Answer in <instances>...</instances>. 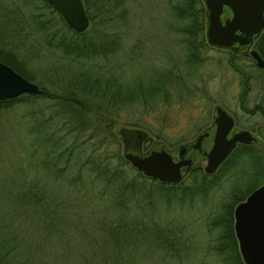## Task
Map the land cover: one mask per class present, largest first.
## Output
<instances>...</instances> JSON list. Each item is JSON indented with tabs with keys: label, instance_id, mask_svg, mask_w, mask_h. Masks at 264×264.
Here are the masks:
<instances>
[{
	"label": "trees",
	"instance_id": "16d2710c",
	"mask_svg": "<svg viewBox=\"0 0 264 264\" xmlns=\"http://www.w3.org/2000/svg\"><path fill=\"white\" fill-rule=\"evenodd\" d=\"M11 1L42 10L30 18L41 17L38 26L55 37L47 36L43 45L48 44L57 60L47 65L53 74L41 79L39 92L0 99V139L7 134V121H18L20 137L14 141L23 147L21 154L15 155V148L12 155L0 154V264H149L152 258L184 262L191 252L186 237L190 222H173L168 207L206 202L219 183L215 174L237 154L264 178V155L256 145H240L215 174L193 167L185 183L159 181L121 157L113 126L142 128L164 139L159 127L169 108L181 101L198 102L206 94L194 82L202 50L208 47L202 0L169 4L180 19L173 24L181 34L180 55L152 70L137 63L129 73L119 70L139 61L140 45L122 30L126 0H82L91 27L81 32L67 27L47 0ZM257 38L253 47L262 65L252 62L244 70L246 65L237 61L247 55L228 57V63H235L232 68L246 90L251 83L258 91V100L242 108L264 119V27ZM0 59L17 68L1 53ZM235 200L208 203V227H217L210 246L221 264H241L232 230Z\"/></svg>",
	"mask_w": 264,
	"mask_h": 264
},
{
	"label": "rangeland",
	"instance_id": "374dc122",
	"mask_svg": "<svg viewBox=\"0 0 264 264\" xmlns=\"http://www.w3.org/2000/svg\"><path fill=\"white\" fill-rule=\"evenodd\" d=\"M29 1L32 4L38 0ZM177 1L126 0L127 22L126 26L122 27V30L127 32L128 38L136 37L135 39L139 41V61L128 64L126 67L121 66L119 71L123 72L125 70V73H129L127 69L136 68L137 63L146 65V69L151 68L152 70L153 67L161 63L164 65V62L167 60L172 61L180 55L182 48L180 42L181 34L175 32L176 30L173 28L176 20L177 23H180V19L174 15L169 5L170 2L174 3ZM39 3L41 4V2ZM202 6L205 10L203 2ZM33 13H42V10L40 8H33V6H28L27 4H19L17 1L16 3H12L11 0H0V53L17 66L18 69L13 68L15 71L20 72L22 76L35 82L39 89H41V83H44V80L41 79L46 78L48 80V77L53 74L47 69L49 67L47 65L51 64L50 61L57 60L56 57L51 56L53 50L48 47V44L43 45L45 44L43 43V39L47 36L51 38L55 37L50 35L45 28L38 26L37 20L41 17L30 18ZM64 24L66 25L65 22ZM203 25L205 26V16ZM89 27L91 26L88 24L87 28ZM257 35L251 39V47L257 41ZM63 36H65L64 38H68L66 34ZM204 41H206L205 35ZM206 45L208 47H205L201 53L203 61H201L199 68L194 72V82L202 84L205 90H207L206 94L197 99L198 102L181 101L169 108V116L164 121L163 127L158 126L160 128L159 132L162 135L161 137L164 139L157 138L154 134H150L148 131L140 128L146 132V137L140 140L141 150L144 151L154 141H160V143L168 147H174L179 143L191 141L198 132L211 124V115L215 104L221 105L234 117L233 124H235V127L250 130L259 126L264 127V119L261 115H250L248 112L247 114L244 108H242L243 106L250 107L253 100H258L257 88L250 83L249 88L246 90V87L241 84V75L232 68L235 66V63H228L234 57L247 55V57H238L239 61H237L247 67L248 64L253 62L247 53L249 47L241 50H232L229 47H215L209 43H206ZM0 60L8 64L4 60ZM58 63L60 61H56L55 65L58 66ZM109 64L112 65V62ZM8 65L10 66V64ZM247 69L249 67L244 68V70ZM62 73L66 75L64 70ZM20 126L21 124L18 121H7V134L2 135L0 139V142L3 140L0 154L6 156L12 155L14 148L16 150L14 152L15 155L22 153L23 147H21L19 142L14 141V139L20 137L18 133ZM118 127L120 128L119 124L113 126V132L120 144V155L125 159L122 155V140L117 132ZM12 145L15 147H11ZM233 150L227 154L214 171L206 173L215 174ZM125 160L129 163L127 159ZM198 163L194 167H199L203 171L202 166L204 162L201 160ZM250 164L249 162L247 163L246 157L237 154L224 164L220 168L221 170L219 169V173L215 174L219 183L217 182L210 189L206 202L196 205L187 202H184L183 206L170 205L167 209V214L173 222L174 218L176 221L186 220L190 222L186 237L190 239L189 248L191 252L187 255L184 262L175 260L159 262L155 258H152V263L149 264H221L219 257L213 254L210 246L213 243L217 227L215 229L208 227L210 224V213H212V206L208 203L222 205L224 203L230 204L231 202L229 201L233 198L236 199L235 202L243 199L244 195L249 191L247 189L251 183L253 184L256 181L264 179L263 174L257 175L255 168ZM130 166L133 167L132 165ZM190 169H185L181 180L176 183L187 182ZM261 183H264V180ZM233 205L231 206V216ZM160 212L157 209V213L160 214ZM221 231L219 226L218 233ZM241 264H243L242 260Z\"/></svg>",
	"mask_w": 264,
	"mask_h": 264
},
{
	"label": "water",
	"instance_id": "95a60500",
	"mask_svg": "<svg viewBox=\"0 0 264 264\" xmlns=\"http://www.w3.org/2000/svg\"><path fill=\"white\" fill-rule=\"evenodd\" d=\"M47 1L72 30L81 32L88 26L81 0ZM203 1L204 35L207 43L213 46L241 49L248 46L264 27V0ZM248 52L257 66L262 65L263 58L255 48H250ZM39 91L35 82L0 60V99ZM211 122L214 126L212 132L208 126L191 141L179 143L170 150L160 141H154L143 152L140 140L146 132L140 128L120 127L117 132L123 143L122 155L142 174L176 183L181 180L183 170L203 157L205 163L202 169L210 173L237 142L247 144L256 138L248 129L235 127L231 114L219 104L213 106ZM257 131L262 137V140L257 138V143L264 152V127H257ZM199 147L203 148L202 151ZM232 217L233 233L243 264H264V183L257 185L234 205Z\"/></svg>",
	"mask_w": 264,
	"mask_h": 264
},
{
	"label": "flooded vegetation",
	"instance_id": "af4514ba",
	"mask_svg": "<svg viewBox=\"0 0 264 264\" xmlns=\"http://www.w3.org/2000/svg\"><path fill=\"white\" fill-rule=\"evenodd\" d=\"M249 47V49L251 48V45H249L248 46ZM244 48H247L246 46L245 47H243V49ZM233 117V116H232ZM233 119H234V117H233ZM235 125V124H234ZM210 126V132H212V130H213V124L212 125H209ZM208 127V126H207ZM238 128V127H237ZM256 138H254L250 143H247V144H244V143H236L235 144V146H234V148L233 149H240V145H251V147L253 146V145H256L257 146V148H258V150L264 155V152H263V150H262V148L259 146V144L257 143V138L259 139V140H262V137L259 135V133H258V131H257V128H251V130L250 129H248ZM256 139V140H255ZM198 146V145H197ZM191 147V146H190ZM169 150L170 149H172V147H170V148H168ZM199 149H200V151H202V147L200 148L199 147ZM142 151V150H141ZM202 157V156H201ZM204 157H203V159H202V161L204 162ZM200 161H201V159H200ZM199 162V161H198ZM198 162H195V163H193L191 166H189L188 168H193L194 166H197L199 163ZM187 168V169H188ZM183 172H184V170L182 171V174H183ZM248 193V192H247ZM246 193V194H247ZM245 194V195H246Z\"/></svg>",
	"mask_w": 264,
	"mask_h": 264
},
{
	"label": "bare ground",
	"instance_id": "6f19581e",
	"mask_svg": "<svg viewBox=\"0 0 264 264\" xmlns=\"http://www.w3.org/2000/svg\"><path fill=\"white\" fill-rule=\"evenodd\" d=\"M145 137H146V135H145Z\"/></svg>",
	"mask_w": 264,
	"mask_h": 264
}]
</instances>
